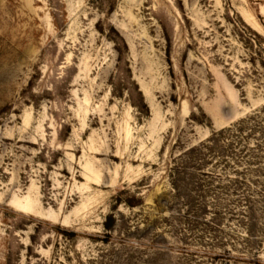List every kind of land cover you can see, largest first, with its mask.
<instances>
[{
	"label": "rangeland",
	"instance_id": "374dc122",
	"mask_svg": "<svg viewBox=\"0 0 264 264\" xmlns=\"http://www.w3.org/2000/svg\"><path fill=\"white\" fill-rule=\"evenodd\" d=\"M0 264H264V0H0Z\"/></svg>",
	"mask_w": 264,
	"mask_h": 264
}]
</instances>
